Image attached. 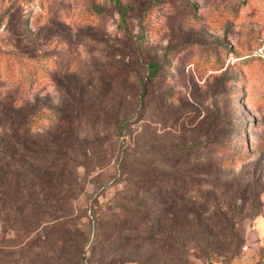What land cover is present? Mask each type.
Masks as SVG:
<instances>
[{
    "label": "rangeland",
    "instance_id": "obj_1",
    "mask_svg": "<svg viewBox=\"0 0 264 264\" xmlns=\"http://www.w3.org/2000/svg\"><path fill=\"white\" fill-rule=\"evenodd\" d=\"M63 129L58 169L28 153ZM221 146L242 157L222 167ZM155 181L181 190L136 192ZM3 194L0 264H264V0H0ZM132 198L174 230L100 243Z\"/></svg>",
    "mask_w": 264,
    "mask_h": 264
},
{
    "label": "trees",
    "instance_id": "obj_2",
    "mask_svg": "<svg viewBox=\"0 0 264 264\" xmlns=\"http://www.w3.org/2000/svg\"><path fill=\"white\" fill-rule=\"evenodd\" d=\"M68 12V7H63L58 10L57 15L64 16ZM222 16L224 19H222L221 23L225 20H228L227 18H230L231 14L223 12ZM226 50L227 47H221L219 51L214 52V54H211L209 57L207 56L204 62L210 63V59H212V69L220 70L222 68L220 65V58L223 57V54L226 52ZM218 52L220 55H218ZM250 53V50L247 52L243 50H240V52L237 51L236 56L238 61H240L242 64L246 63L251 58ZM201 58L202 56L198 57V63L201 62ZM149 68V80H160L163 70L162 65L158 62L151 61ZM42 71L43 69L41 66L33 67V69L30 70V72L23 78L21 86L26 88V86L30 83L36 82V80L41 77ZM142 88L144 89L142 94H144L145 89L147 88L145 82H143ZM236 97L237 93H234V98ZM39 118L40 117H36L35 121ZM35 121L32 123H35ZM125 127V130L129 128L127 125H125ZM126 132L127 131H124V134H126ZM68 135L69 134L66 129L60 130V132L58 130L56 132L53 130L44 133H32L30 130L28 133H26L25 140L28 141L30 139L32 141L33 148L28 149L27 151L39 162H42L43 160L47 161L48 167L58 169L60 167V161L64 156L62 148L65 144L64 142L67 140ZM217 153L220 157L221 166L230 167L234 161L242 157V148L221 146ZM122 168L124 169V166H122ZM129 181L127 182V184H129L128 189L131 190L132 186ZM140 184L141 185L137 186L135 190L136 192L137 190H142L141 193L145 192L143 193L145 195H152L156 193L172 195L181 190L180 185L175 183L162 184L158 181H155L152 183L151 187L150 185L147 186L141 182ZM9 197L10 196L7 194H3L0 198V201H8ZM97 200V198L91 196L89 199V202H91L89 207L94 211V218L98 221H102L100 210L97 211ZM26 202H28V200ZM26 202L21 203V207L23 205V207L26 208ZM121 206L122 207H119V217L114 219V225L111 228L110 234L107 236L100 235L98 237L100 243L106 244L107 242L112 245H121L128 240L145 241L159 235L163 228L167 229L168 231L174 230L173 223L171 224L166 218L167 214L169 213V209L166 207L151 208L142 203L141 200L136 201L133 198ZM24 232L25 234H28L26 231ZM89 234L90 237L92 232L89 231Z\"/></svg>",
    "mask_w": 264,
    "mask_h": 264
}]
</instances>
